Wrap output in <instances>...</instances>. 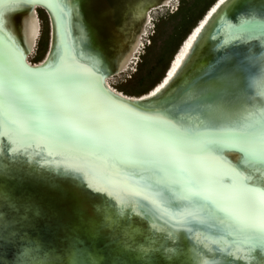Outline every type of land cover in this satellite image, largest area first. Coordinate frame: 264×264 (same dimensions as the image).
Returning a JSON list of instances; mask_svg holds the SVG:
<instances>
[{
	"label": "snow or ice",
	"instance_id": "6c2138e0",
	"mask_svg": "<svg viewBox=\"0 0 264 264\" xmlns=\"http://www.w3.org/2000/svg\"><path fill=\"white\" fill-rule=\"evenodd\" d=\"M33 8L52 18L51 55L36 68L13 39L25 27L20 13ZM81 17L82 2L73 0H0V150L6 142L10 154L106 194L118 215L132 209L168 240L190 236L189 264H216L221 243L241 259L264 252V189L246 175L264 169V18L222 17L215 71L234 90L221 91V102L205 99L207 88L197 82L171 107L144 110L105 86L98 59L89 57L91 67L80 62L86 53L71 41L70 21ZM251 42L259 54L227 52ZM149 72L142 66L115 87L139 89L129 94L143 99L153 89L143 86ZM226 152L239 153L240 162L225 160ZM105 224L116 221L106 215ZM154 250L139 252L148 257Z\"/></svg>",
	"mask_w": 264,
	"mask_h": 264
},
{
	"label": "bare ground",
	"instance_id": "6f19581e",
	"mask_svg": "<svg viewBox=\"0 0 264 264\" xmlns=\"http://www.w3.org/2000/svg\"><path fill=\"white\" fill-rule=\"evenodd\" d=\"M172 1L160 0L152 2V0H137L131 7V15L137 19V23L132 28H129L128 32L121 39L116 40V46L112 52L105 53L93 37L88 40V49L91 55L103 64L107 66L109 64L107 71L104 73V84L114 94L120 95L132 103L141 104L140 97L130 95L116 88L112 80L124 71L130 70V67L134 63H138L142 50L151 45V35L154 36L156 33V25L153 24V11L158 9V6L168 5L170 7ZM214 2L216 1L212 0L209 6H212ZM236 7H232L229 12H237ZM249 9H256L260 14H264V0H251L246 10L241 13L238 12V17L251 15ZM229 12L219 14L216 17L210 33V39L206 43L216 44L220 42V37L217 35V28L221 23L222 17ZM202 14L180 40L163 72L167 69L171 61V68L168 70V73H171V70L181 62L183 55L188 51L193 35L198 31L200 25H202ZM23 21L25 22L24 29L17 30L13 35V39L17 41L18 45L22 43L24 56L26 55L25 62L28 66L32 68L41 67L50 58L51 39L48 52L45 50L38 60H31L36 52L35 47L40 38V19L36 9L35 13L32 11L30 14L26 12L23 16ZM51 24L48 23V39L50 38ZM23 34L26 37L25 41H22ZM250 44H241V47L236 48L246 49ZM236 45L240 46L238 43ZM216 48H219V45ZM230 49L229 47L227 52ZM202 50L203 53L208 51V46H204ZM221 55L222 53L216 49L206 58L200 59L198 66L207 63L213 58L221 57ZM80 62L84 63L85 61L81 59ZM190 75L192 74H190L189 70L185 71L182 77L176 80L175 85L171 89L158 96L156 99L158 105L170 99L173 90L185 78L190 77ZM162 76L163 74L152 84V91L160 87V84L165 79ZM152 91L143 97L151 95ZM141 105L144 110L153 109V104H148L147 106ZM232 153L234 154V159L226 153H224L223 158L233 165H236L240 162V157L236 152ZM8 159L9 155L5 152L0 154V211L8 213V220L15 221L14 226L10 227L7 231L11 233L16 229H21V235L26 234L30 238L39 239L47 248H55L61 254V258L54 261V264H94V262L95 264H189L190 258H188L187 250L194 243L190 236H187L185 240H168L165 238L164 231H153L150 223L147 222V224L140 226L129 215L132 214L130 213L132 212L131 209L125 215L112 216L116 212V209L113 208L110 198L108 201L100 202L95 219L88 222L75 219L65 227V230L61 234H52L46 222L41 218L36 202L31 198V185L34 182L43 180L41 173L37 171L39 169H32L34 166L31 167L28 163L24 164L25 168L22 166L18 167L15 163L5 165ZM30 168L35 170V172L31 174L26 173ZM263 171V169L258 168L246 172L249 182L261 189H264ZM225 181V183H230V180ZM106 215L115 217L113 219L116 221V224L112 226L105 224ZM149 245L155 250L150 256L144 257L139 252V249L141 246L148 247ZM219 246L226 253L232 252V249L228 248L226 243H221ZM164 248H176L177 252L165 254L163 252ZM76 249H79V251H76ZM15 255V247L4 245L0 242V264H7V262L14 259ZM213 258L216 260V253H213ZM232 258L233 262L231 264H237V261H240L241 264H264V253L258 250H253L243 259L240 256H233Z\"/></svg>",
	"mask_w": 264,
	"mask_h": 264
},
{
	"label": "water",
	"instance_id": "95a60500",
	"mask_svg": "<svg viewBox=\"0 0 264 264\" xmlns=\"http://www.w3.org/2000/svg\"><path fill=\"white\" fill-rule=\"evenodd\" d=\"M84 1L85 0H73V2L77 3V7H81V2H82V17L80 19L73 18L70 21V39L76 45L78 49H83L86 55L83 56L81 59L85 61L84 62L85 65H88L91 67L94 64V60L89 58L90 56L91 57L93 56L91 55L90 50L88 49V40H90L91 37L95 39V36L92 33V31L89 29L88 17L86 14V10L83 7ZM215 1L216 2H214L212 6H209V8L202 14L201 16L203 18L202 25H200V28L198 29V31L193 35V39L188 47V51L187 53H185V55H183L181 62H179L171 70V73H168V70L171 68L170 67L171 62H172L171 61L168 64L167 69L164 72H162L163 74L162 78L165 77L164 81H167L168 83L165 84L164 88H162L159 93H156L155 96H153L151 93V95H148L147 97H143V99H139L141 100L140 101L141 104L146 105V106L148 104H153V109L171 107L183 97L186 91L191 89L192 85L196 84L197 82H199L201 85H204L207 88V91L204 94V98L212 103L221 102V99H222L220 96L221 91H227L228 93H231L234 90L227 81L217 79L218 74L216 73L215 70L218 67V60L220 57L213 58L209 60L207 63L200 64L199 66L198 64L200 62L199 61L200 59L206 58L211 52L218 49L216 48V46L220 45V42L216 44L206 43L207 40L209 41L210 39V36H211L210 33L213 29L214 22L218 14L221 15L223 13L229 12L232 7L237 6L236 7L237 12L235 13L229 12L227 16L238 19L239 18L238 12L241 13L242 11L246 10L251 0H223V3H221V0H215ZM224 4H228L229 7L225 9L223 13H221L220 10L221 8L224 7ZM35 9L36 8H33L31 11L35 13ZM43 11H44L47 25L48 23L51 24L52 22L51 14L48 13L47 9H44ZM249 11L251 15L255 16V18L258 20L264 18V14H260L258 10L256 9H249ZM25 14L26 12H21L20 19L23 20V16ZM82 27L84 29V36H85L83 40L81 39ZM3 39L4 37L0 35V40H3ZM25 39L26 37L23 34L22 41H25ZM238 44H240V46H237L236 43L232 44L230 46L231 49L228 53L235 56V55H239V54L246 52L249 48L255 49L257 54H259L260 52V46L257 45L255 42H251L250 46L246 49L236 48V47H241V44H245V43H238ZM204 46H208L209 50L203 53L202 48ZM49 48H50V38L47 40L46 47H45L47 52ZM25 56L24 58H26ZM108 66L100 62L99 69H100L101 74L105 75L104 73L107 71ZM188 70L190 71V74L192 75H190V77L185 78L183 82L173 90V93L170 96V99L158 105V101H156L158 96L164 94L169 89H171L175 85L176 80L182 77L185 71H188ZM164 81L161 84H163ZM147 101H151V102L149 103ZM194 122H197V121H194ZM2 152H5L7 155H9L8 162L5 163V165H12L13 163H15L16 166L18 167L22 166L23 168H25L24 164L28 163L29 165H31V167L34 166L32 167V169H37V168L39 169L37 171L41 173L43 180L34 182L33 185H31L32 186V189L30 188L31 198L36 202L38 209H39L40 216L46 222L52 234H55V235L61 234L65 230V227H67L68 224L71 223L75 219H78V220L81 219L82 221H86V222L95 219L97 217L98 206L100 202L109 200V197L106 194L97 193L95 191L89 190L86 187V185L80 183L78 180H75L72 178H63L59 173H56L54 169H50L46 165H42V164L37 165L25 157H20L18 155L10 154L9 148L6 142L4 143L2 150H0V154ZM237 154L240 157V154L239 153ZM240 160H241V157H240ZM32 169L31 168L28 169L26 173H29V174L34 173L35 170H32ZM263 175H264V171H263ZM64 187L79 189L91 201L93 216L86 217L83 211L74 204H72L67 211H64V212L60 211L56 207V204L54 203L53 198L58 197V196H63ZM131 211L132 212L130 213L132 214H129V215H131L133 220L137 221L140 226H143V224H147V222L150 223V221L144 218L142 215L138 214L132 209ZM112 216L117 217L119 215L117 214V212H115ZM186 237L187 236L182 235L179 238V240H185ZM215 247L219 249V251L216 252V257H217L215 260L217 262L216 264H231L233 262L232 257L238 256L237 254H235L234 250H231L232 251L231 253H226L222 250V248L219 245H216ZM190 249L191 247H189V249L187 250L188 253ZM188 258H190L189 254H188Z\"/></svg>",
	"mask_w": 264,
	"mask_h": 264
},
{
	"label": "rangeland",
	"instance_id": "374dc122",
	"mask_svg": "<svg viewBox=\"0 0 264 264\" xmlns=\"http://www.w3.org/2000/svg\"><path fill=\"white\" fill-rule=\"evenodd\" d=\"M136 1H84L83 7L88 17L89 29L105 53L112 52L116 46V40L121 39L128 32L129 28L136 25L137 19L131 15V7ZM157 1L160 0H152V2ZM211 2L212 0H173L170 7L168 5L158 6V9L152 13L154 18L153 24L156 25V33L154 36L151 35V45L142 50L137 64L134 63L130 67V70L124 71L114 77L112 80L114 86L123 84L131 79L141 70L142 66L150 69L143 86L152 85L162 75L168 60L177 48L180 40ZM38 16L40 19V38L37 42V49L35 47L36 52L31 59L33 61L38 60L45 52L48 38V25L45 15L41 16L38 12ZM116 88L125 93L139 90ZM226 154L234 159L232 152H227ZM53 201L60 211H67L74 204L83 211L86 217L93 216L91 201L77 188L64 187V195L54 197Z\"/></svg>",
	"mask_w": 264,
	"mask_h": 264
},
{
	"label": "clouds",
	"instance_id": "9594fccd",
	"mask_svg": "<svg viewBox=\"0 0 264 264\" xmlns=\"http://www.w3.org/2000/svg\"><path fill=\"white\" fill-rule=\"evenodd\" d=\"M7 216L8 213L0 211V242L16 248L14 259L7 264H54L61 258L55 248H47L39 239L21 235V229L9 233L7 230L14 226L15 221L8 220Z\"/></svg>",
	"mask_w": 264,
	"mask_h": 264
}]
</instances>
